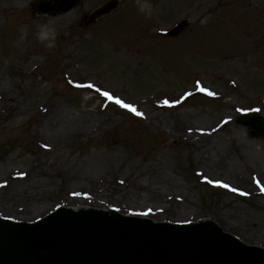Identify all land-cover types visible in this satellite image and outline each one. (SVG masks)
I'll return each mask as SVG.
<instances>
[{"label":"rangeland","instance_id":"rangeland-1","mask_svg":"<svg viewBox=\"0 0 264 264\" xmlns=\"http://www.w3.org/2000/svg\"><path fill=\"white\" fill-rule=\"evenodd\" d=\"M36 1L0 0V94L23 100L28 116L36 106L57 111L46 130L36 117L0 110V217L32 222L61 206L194 223L213 217L222 233L264 249V200L241 184L264 161V132L239 122L246 111L264 118V0H149V18L134 0H117L94 23L91 14L111 0H81L69 12L44 15ZM49 21L52 49L35 35ZM183 21L179 34L167 35ZM119 97L128 105L146 98L145 107L165 99L179 114L192 112L216 127L222 153L205 162L183 138L169 137L168 112L159 113L164 127L154 128L117 104ZM232 102L241 109L230 110ZM222 114L230 118L225 129ZM232 142L253 145L255 156L239 161ZM53 150L61 161L48 166ZM227 152L239 172L224 169ZM86 161L98 170L82 190L73 176L87 170ZM36 180L39 186L27 185ZM141 206L160 210H135Z\"/></svg>","mask_w":264,"mask_h":264},{"label":"water","instance_id":"water-1","mask_svg":"<svg viewBox=\"0 0 264 264\" xmlns=\"http://www.w3.org/2000/svg\"><path fill=\"white\" fill-rule=\"evenodd\" d=\"M80 1L37 0L35 11L66 13ZM117 7V0L107 2L91 14L89 23ZM186 25L182 22L169 34L176 36ZM239 121L264 132V118L257 112ZM148 219L153 222L116 212L63 207L31 223L0 218V264H264V249L222 233L213 217L196 224Z\"/></svg>","mask_w":264,"mask_h":264},{"label":"bare ground","instance_id":"bare-ground-1","mask_svg":"<svg viewBox=\"0 0 264 264\" xmlns=\"http://www.w3.org/2000/svg\"><path fill=\"white\" fill-rule=\"evenodd\" d=\"M204 92V91H202ZM229 94L232 95L231 91H228ZM4 98V103H1L2 105H0V110L2 108H6V110H10L14 113V115H19L20 117H26V118H30V117H36L37 121L39 120V126H42V128H46L47 129H51V127L53 126V124L51 123V119L53 118V116L56 113V109H52L51 106L45 108V107H41V106H36V110L34 112H32L29 116L27 115V111H25L22 106L19 103L24 102L23 100L17 101L16 98L15 100L11 97L7 96H3L0 94V101ZM121 98L119 97V100ZM9 102H14L13 105L8 104ZM130 105L139 107L142 106L141 109H136L139 113H141L143 117H147L146 119H148L150 124L155 123L154 128H160L162 127V123H167L165 119L160 118V111L164 112H168L166 114V117L171 116L172 117V126L166 127L167 129H169V137L171 139H173V141H177L181 138H183L186 142H188L189 144L193 145V151L194 152H198L202 158L205 159V162H209L211 158L219 156L220 153V149L217 147V144L215 143L214 140V136L217 134L216 131V127L213 128H208L207 126L202 125V121H200V119H198L199 117H194V114L192 112H184L182 114H179L178 111L174 110V107H171L169 104H167V102L165 101V99H160L158 101L155 102V104L149 106H144L145 102H146V98L143 99H137V100H131L129 101ZM261 103L264 106V96L261 98ZM240 104H237L235 102L230 103V110L234 111H239L241 109ZM149 107V108H148ZM150 112H152V114H149ZM172 112V113H170ZM219 122H220V126L221 129H225L226 126L229 124L230 122V118L225 115L222 114L219 117ZM44 125V126H43ZM164 127V126H163ZM165 128V129H166ZM164 129V128H163ZM227 130V129H226ZM42 132V131H41ZM42 135H40L41 138H43L45 136V133H41ZM218 135V134H217ZM43 136V137H42ZM244 144H239L238 142H232L230 143V147L231 149L237 153L238 159L239 161H246V158L249 159V157H254L255 156V150L253 145L250 146V144L248 142H245V147H244V151H242ZM220 152V153H219ZM223 156L227 157L229 159V161L227 162L225 159L222 161H218V162H223L226 163V167H224V169L231 173V172H236L239 170V165L237 162L234 161L233 158H231L229 156V153L227 152L226 154H223ZM59 153L56 150H53L51 152L50 158L48 159V162L46 163V165H57L60 164L61 159L59 158ZM226 161V162H225ZM217 162V163H218ZM260 163V165L256 166L255 169H252L251 172H249L248 176H243L241 178V184H242V188L248 192V193H255L257 195H261V199L264 200V190L262 189V182H261V177H260V173L258 172L259 169H261V173L264 176V161H258ZM87 163V164H85ZM211 163V162H210ZM83 164H85L84 168L87 169L84 173L78 175V176H73L74 178H76L78 180V184L83 185L82 190L86 189L87 186L84 185V182H86V180H90V182H93L94 179L92 177V175H94V173L96 172V170H98V167H92L91 165L88 164V162H84ZM91 164V163H90ZM208 165H210L209 163H206ZM45 166V167H48ZM4 166H0V170L3 169ZM204 168H207V165H204ZM204 172V170H203ZM239 172V171H238ZM237 172V173H238ZM0 173H3L2 171H0ZM41 182L36 180V183L32 182L30 184H27L28 186L31 185H36L39 186ZM167 185L165 186L166 189L170 190L173 187L171 186V184L166 183ZM212 184V183H210ZM176 187H179L180 184L176 183L175 184ZM26 187V186H24ZM24 187H20L19 191H22V193L24 192ZM172 198H175V196L173 193L169 194ZM4 199L0 196V201H3ZM142 208H145L144 210H138L135 209L136 211H148V212H158L160 209H152L150 206H141ZM23 211H26L27 208L26 207H21ZM116 210V209H115ZM118 211V210H117ZM119 212V211H118ZM151 216V215H150ZM143 217V216H140ZM149 217V216H148Z\"/></svg>","mask_w":264,"mask_h":264},{"label":"clouds","instance_id":"clouds-1","mask_svg":"<svg viewBox=\"0 0 264 264\" xmlns=\"http://www.w3.org/2000/svg\"><path fill=\"white\" fill-rule=\"evenodd\" d=\"M134 3L137 11L146 18H149L153 15V5L149 2V0H134ZM35 35L36 39L43 43L46 48L52 49L55 47L56 30L51 21L42 25H38Z\"/></svg>","mask_w":264,"mask_h":264},{"label":"snow or ice","instance_id":"snow-or-ice-1","mask_svg":"<svg viewBox=\"0 0 264 264\" xmlns=\"http://www.w3.org/2000/svg\"><path fill=\"white\" fill-rule=\"evenodd\" d=\"M88 87H92L91 85H88ZM201 91H206L205 89L201 88ZM105 96L109 97V99H111L112 97L109 96V94L107 92L104 93ZM208 95H213L212 92H208ZM117 104H120L122 107L128 108L130 111L134 112L136 115H142L141 113L137 112V110L132 107L131 105L128 104H124L121 100L117 99L115 101ZM225 187H227V185H224ZM235 190V189H234Z\"/></svg>","mask_w":264,"mask_h":264}]
</instances>
